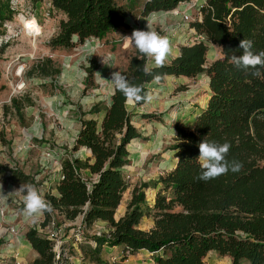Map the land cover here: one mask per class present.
Returning a JSON list of instances; mask_svg holds the SVG:
<instances>
[{
	"label": "trees",
	"instance_id": "obj_1",
	"mask_svg": "<svg viewBox=\"0 0 264 264\" xmlns=\"http://www.w3.org/2000/svg\"><path fill=\"white\" fill-rule=\"evenodd\" d=\"M30 1L37 5L46 0ZM47 1L62 18L59 32L49 43L54 50L69 51L88 40L104 39L125 28L129 16L128 8L117 0ZM191 1L145 0L140 15L146 18L172 12ZM15 16L12 0H0V31L5 32L6 24ZM191 28L218 46L222 57L207 66L209 49L206 43L199 42L181 47L180 55L170 64L153 68L151 75H145L142 68L148 58L135 49L122 72L145 94L149 85L170 77L192 79L206 75L209 81L206 107L193 124L174 126L176 164L160 179L162 188L153 206L146 201L147 186L136 187L125 215L118 221L115 218L129 189L124 175V168L130 164L128 147L142 138L133 124L127 100L119 91L112 95L110 105L94 107L93 114L103 113L101 121L80 120L75 149H86L91 157L84 161L64 160L57 195L47 196L52 211L45 212L44 227L52 221L53 214L64 222L83 217L88 229L100 222L108 225L107 233L94 239L96 248L82 247L84 259L93 264H106L101 258L103 246L121 249L124 260L147 252L154 264H206L211 253L230 258L232 264H264V69L261 76L254 77L251 70L237 69L230 60L233 54H242V39L253 41L254 52L264 51V0H206L200 8V18ZM3 50L2 47L0 55ZM97 69L92 63L90 81ZM31 71L42 78L60 74V69L50 71L45 66H35ZM156 75L161 77L159 81L153 79ZM12 105L16 112L20 111L18 101L13 100ZM203 139L228 142L231 147L226 159L241 162L242 169L207 182L199 180L198 144ZM17 175L14 173L12 179ZM144 219L153 221L148 231L140 227ZM25 239L37 254L28 264H63L49 237L31 229Z\"/></svg>",
	"mask_w": 264,
	"mask_h": 264
},
{
	"label": "rangeland",
	"instance_id": "obj_2",
	"mask_svg": "<svg viewBox=\"0 0 264 264\" xmlns=\"http://www.w3.org/2000/svg\"><path fill=\"white\" fill-rule=\"evenodd\" d=\"M117 1L129 10L125 28L104 39H91L65 51L49 46L59 32L62 18L47 0L37 5L30 0H12L16 16L6 24L5 32L0 31L3 34L0 49H4L0 55V264H28L35 260L37 254L25 239L31 229L47 237L54 231L57 233L62 245L55 251L61 253L63 264H93L84 259L82 247L96 248L94 239L107 233L105 226L96 224L88 229L83 217L75 222H64L53 214L55 227L51 223L44 227L46 214L28 217L23 193L17 190L21 185L31 184L47 200L61 177L64 160L90 158L86 149H75L80 120L101 121L103 113L93 114L92 111L98 104L101 109L109 105L113 88L96 73L110 80L113 72L126 71L136 48L126 46L124 36H130L134 29L147 30V20L151 19L153 29L171 43L172 51L164 65L179 55L182 46L199 42L208 46L207 66L222 57L218 46L208 43L191 28L200 18V8L206 0H192L175 11L154 13L146 18L140 15L145 0ZM23 21L34 22L41 31L36 48L32 46L35 39L26 35ZM103 57H110L108 64L103 63ZM92 63L98 69L90 81ZM152 63L148 58L147 64ZM35 66H45L50 71L60 69V74L42 78L31 71ZM147 88V94L153 97L150 102L146 101L143 106L127 103L133 124L142 138L128 147L130 164L124 168V175L129 189L117 216L127 212L136 187L147 186L144 190L146 201L153 206L162 188L160 179L176 164L174 126L192 125L206 107L210 94L206 75L192 79L170 77ZM13 100L19 102V112L14 110ZM14 173L18 175L12 179ZM21 175L27 179L19 180ZM140 227L148 231L153 221L144 219ZM79 229L84 233L81 242L75 238ZM216 255L213 253L206 258V264H232L230 258ZM101 258L106 264H154L152 255L147 252L124 260L121 249L107 246L101 249Z\"/></svg>",
	"mask_w": 264,
	"mask_h": 264
},
{
	"label": "clouds",
	"instance_id": "obj_3",
	"mask_svg": "<svg viewBox=\"0 0 264 264\" xmlns=\"http://www.w3.org/2000/svg\"><path fill=\"white\" fill-rule=\"evenodd\" d=\"M124 39L126 46L133 45L142 56L153 61L152 64L143 66L142 71L145 75H151L153 68L164 66L172 51L170 40L153 29L151 19L147 20V30L134 29L131 35L124 36ZM239 48L243 52L241 55L233 54L230 57L232 65L237 69L251 70L250 74L254 77L261 76V69H264V51L254 52L253 41L250 39H242L239 42ZM109 59L110 57H103V63L108 64ZM96 75L102 81L110 82L113 94L115 91L121 92L127 102H150L153 98L150 94H145L140 85L130 83L120 71L113 72L110 80L102 78L98 72ZM153 79L159 81L161 77L156 75ZM230 147L228 142L219 144L203 139L198 144L201 173L197 178L207 182L226 175L229 171L239 172L243 167L242 163L226 159ZM17 191L23 193V203L28 217H39L45 212L52 211L51 204L45 200L43 194L34 185H21Z\"/></svg>",
	"mask_w": 264,
	"mask_h": 264
},
{
	"label": "built area",
	"instance_id": "obj_4",
	"mask_svg": "<svg viewBox=\"0 0 264 264\" xmlns=\"http://www.w3.org/2000/svg\"><path fill=\"white\" fill-rule=\"evenodd\" d=\"M5 27H6V26H5ZM50 223L52 224V227H55V221H54V219H52V221H51ZM83 235H84V233L81 232V229H79V230L76 232V234H75V238H76L79 242H81L82 239H83ZM49 238L55 242V244H56L55 249H59V248H61L62 242L58 239L57 233H56L55 231L49 235ZM55 252L57 253L58 258H59L60 255H61V253H60V252H57V251H55Z\"/></svg>",
	"mask_w": 264,
	"mask_h": 264
},
{
	"label": "bare ground",
	"instance_id": "obj_5",
	"mask_svg": "<svg viewBox=\"0 0 264 264\" xmlns=\"http://www.w3.org/2000/svg\"><path fill=\"white\" fill-rule=\"evenodd\" d=\"M23 24L26 29V35L28 38H34L35 40L32 41V46L36 48V39L41 34V31L37 28L36 24L34 22L27 23L26 21H23ZM31 25V27H29Z\"/></svg>",
	"mask_w": 264,
	"mask_h": 264
},
{
	"label": "crops",
	"instance_id": "obj_6",
	"mask_svg": "<svg viewBox=\"0 0 264 264\" xmlns=\"http://www.w3.org/2000/svg\"><path fill=\"white\" fill-rule=\"evenodd\" d=\"M183 5H184V4H182L181 6H183ZM181 6H180V7H181ZM186 46H190V45H186ZM182 47H184V46H182ZM179 55H180V53H179ZM179 55H178V56H179ZM178 56H176L175 58H177ZM175 58H174V59H175ZM147 61H148V60H147ZM172 61H173V60H172ZM172 61H171V62H172ZM171 62H170V63H171ZM170 63H169V64H170ZM166 65H167V64H166ZM110 102H111V101H110ZM109 105H110V103H109ZM90 157H91V154H90ZM52 195H57V190H56V188H55V190L52 191ZM120 208H121V205H120V207L118 208V210L116 211V219H117V220H119V219H121V218L123 217L122 215H121V216H117V212L119 211ZM81 220H82V219H81ZM97 224H101V225L105 226V227L108 229V225H107L106 223L100 222V223H97ZM87 244H89V243H87ZM113 249H117V248H113ZM212 254H213V253L209 254L208 257H209L210 255H212ZM216 256H218V255H216ZM208 257H207V258H208ZM218 257H219V256H218ZM36 258H37V257H36ZM36 258H35V259H36ZM219 258H221V257H219ZM228 259H229V258H228ZM223 261H224V260H223ZM223 261H222V262H223ZM220 263H221V262H220ZM220 263H219V264H220Z\"/></svg>",
	"mask_w": 264,
	"mask_h": 264
},
{
	"label": "water",
	"instance_id": "obj_7",
	"mask_svg": "<svg viewBox=\"0 0 264 264\" xmlns=\"http://www.w3.org/2000/svg\"><path fill=\"white\" fill-rule=\"evenodd\" d=\"M127 103H129V102H127ZM116 218V217H115ZM117 220V219H116ZM118 221V220H117Z\"/></svg>",
	"mask_w": 264,
	"mask_h": 264
},
{
	"label": "snow or ice",
	"instance_id": "obj_8",
	"mask_svg": "<svg viewBox=\"0 0 264 264\" xmlns=\"http://www.w3.org/2000/svg\"><path fill=\"white\" fill-rule=\"evenodd\" d=\"M29 27H31V25H29Z\"/></svg>",
	"mask_w": 264,
	"mask_h": 264
}]
</instances>
